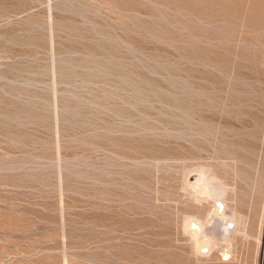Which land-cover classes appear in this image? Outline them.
<instances>
[{
    "label": "rangeland",
    "instance_id": "obj_1",
    "mask_svg": "<svg viewBox=\"0 0 264 264\" xmlns=\"http://www.w3.org/2000/svg\"><path fill=\"white\" fill-rule=\"evenodd\" d=\"M0 264H264V0H0Z\"/></svg>",
    "mask_w": 264,
    "mask_h": 264
},
{
    "label": "bare ground",
    "instance_id": "obj_2",
    "mask_svg": "<svg viewBox=\"0 0 264 264\" xmlns=\"http://www.w3.org/2000/svg\"><path fill=\"white\" fill-rule=\"evenodd\" d=\"M224 164L226 165H230L231 163H227V162H224ZM238 164H236L235 162H233L232 166H233V169L235 170V176H237V178H239L238 176L240 175V171L239 170V167H241V165L238 167L237 166ZM247 174V173H246ZM191 175V174H189ZM241 176V175H240ZM234 177V176H233ZM241 177H244L241 176ZM217 176L215 174H213L210 169L207 167V166H200V168L198 169V173L195 177V180L193 181H188V184L191 188L195 189L196 191H200L201 194H203L204 196H207V197H211V198H215V199H218L220 200V204L222 206L221 208V211L219 210V207L217 206V208L215 207V209L212 211L214 215H218L220 216L222 219H226V213L224 212L225 210V202H224V197L226 195V189L228 188V185L230 184V182L226 181V180H223L222 179V183H219L217 181ZM220 179V178H219ZM218 179V180H219ZM245 179H248L245 178ZM240 180V179H239ZM242 180V179H241ZM236 183V182H235ZM234 183V184H235ZM212 215V214H211ZM213 215V216H214ZM212 216V217H213ZM234 216V212L232 213L231 217ZM231 222V220H228ZM199 222V221H198ZM197 222V219L194 220H190V222L188 223V225L192 226L191 228H193V232H195L196 230V225H199ZM200 223V222H199ZM225 225V223H223ZM187 225V227H189ZM221 225V224H220ZM234 225V224H233ZM223 226V225H222ZM196 227V228H195ZM200 227V226H199ZM226 228H230L228 227L227 225L225 226ZM195 228V229H194ZM224 228V227H223ZM199 230V229H197ZM200 231V230H199ZM230 231V230H229ZM224 234V233H223ZM222 234V235H223ZM228 235V234H227ZM198 236V235H197ZM196 236V238H197ZM195 237V236H194ZM193 237V238H194ZM200 236H198L199 238ZM203 238V237H202ZM196 240V239H195ZM198 241V240H197ZM204 242V241H202ZM198 243V242H197ZM196 243V244H197ZM208 246V245H207ZM205 248V247H204ZM228 255V254H227Z\"/></svg>",
    "mask_w": 264,
    "mask_h": 264
}]
</instances>
